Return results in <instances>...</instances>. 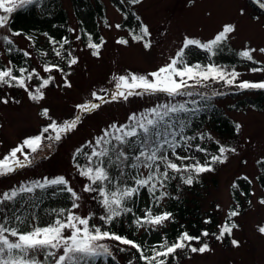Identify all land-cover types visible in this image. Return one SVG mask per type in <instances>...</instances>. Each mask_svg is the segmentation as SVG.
<instances>
[{
  "label": "rangeland",
  "instance_id": "obj_1",
  "mask_svg": "<svg viewBox=\"0 0 264 264\" xmlns=\"http://www.w3.org/2000/svg\"><path fill=\"white\" fill-rule=\"evenodd\" d=\"M58 1L60 3L58 10L65 12L70 28L75 30L71 31L69 52L78 58V63L69 67L66 61H63L61 66L65 73H68L67 79L72 85L70 88L64 86L62 73L55 70L51 73L43 72V68L50 63L40 60L31 40L25 34L18 31L21 35L12 36L7 29H0V56L7 66L9 61L4 52L5 42L2 39L5 35L10 36L15 44L31 54L29 71L35 69L43 77L48 75L55 77L54 82L44 89L45 99L39 102L30 100L23 89L0 86V98L9 99L7 105L0 103V157L24 137L37 134L47 123L40 115L44 107L49 108L50 114L58 122L62 123L76 116H79L80 120L75 130L55 142L50 151L48 149L41 151L32 164L8 175H0V195L13 187L18 188L21 184L42 181L44 177L54 178L63 175L69 181V186L81 197L78 201L81 207L74 211L82 216L95 213V219H98L103 214L98 199H93L98 194L84 191V186L89 181L81 177L74 166L75 150L85 141L93 139L111 123H126L132 113L139 114L166 102L187 101L188 105L192 100L208 98L232 120V126L227 129L218 128L213 119L186 113L187 115L183 114L184 117L179 116L187 124L185 133L197 136L204 133V140L197 139L192 143L193 146L196 143L201 144L211 154H218L219 145L235 148L236 153H227L228 159L222 164H215L214 171L196 176L192 186H183L177 177L174 179L173 194L185 200L192 210V217L210 216L216 222V226L222 222L231 203V185L236 178L247 176L251 180V201L238 216L239 227L233 231L231 239L226 241L223 238L218 241L211 235L204 237L203 243H208L211 251L192 253L188 249L181 250L179 252L181 257L174 264H264V234L258 230L264 227V205L259 203L264 196V188L258 179L260 173L258 161L264 159V94L259 90H242L236 85H226L223 81H208L206 86L195 85L194 82L189 81L193 85L188 89L193 93L191 97L178 96L173 99L165 93H157L131 96L127 100L110 99L111 94L116 91L114 76L129 72L147 75L175 56L185 36L206 42L225 23L235 25L236 30L226 42L222 43L221 54L215 52L216 54L209 59V53L196 46H190L186 50L185 62L201 65L214 63L228 72L235 70L240 73L236 84L241 80H264V72L253 73L249 70L252 67H264V55L259 52L254 54V59L260 61L259 64L246 61L239 56V52L245 47L256 49L264 47V13L254 9L248 0H141L137 5L130 4L128 0ZM118 5L127 10L126 15ZM100 6L103 7L105 20L99 16ZM58 10H54L53 14ZM78 12L90 26L95 25L103 37L104 43L99 50V56L92 55V50L82 38L76 39L77 35L80 36ZM12 16L13 14L9 18V28L17 32L11 27ZM46 16V10L36 11L34 15H28L29 20L23 25L30 26L35 23L46 25L48 23ZM132 17H139L142 23L149 27L151 36L147 39L151 41V48L145 49L141 42L131 39L134 28ZM116 24H121V28L117 29ZM29 31L35 32L31 29ZM121 37L128 39L129 44L116 43ZM45 39L46 35L42 33L40 40L45 41ZM37 84L38 81L34 77L30 86L34 89ZM102 89L106 91L101 92ZM93 91L104 95L109 102L102 104L99 109L91 113H82L76 105L89 100ZM213 93L218 94L213 95ZM257 98L262 103L259 109L252 105ZM13 99L18 100L19 103H13ZM210 106L211 104L208 107ZM237 124L241 126L239 130L236 128ZM209 136L211 139L207 138ZM217 141L219 144L216 143ZM135 154L138 153H133ZM187 154L195 155L198 160L207 159L204 153H196L194 147ZM79 158L81 165L87 163L83 157ZM129 162L134 161L131 159L128 164ZM141 171L147 172L143 168ZM166 191L168 192L167 189ZM140 192L145 194L146 189H141ZM169 200L170 197H166L161 203L167 204ZM12 204H15L17 210H21L22 215L18 216L26 219V224L21 225V228H25L34 223L42 225L51 222L56 216L53 210L70 208L71 200L70 194L66 191L60 192V189H52V187L37 188L32 193H21L15 200L0 205V217L12 218ZM158 209L159 207H156L154 212H158ZM95 219L92 223L98 225ZM168 225L169 222H166L162 228L156 230H150L148 226L139 228V236L153 240ZM232 239L240 242L239 247L232 245ZM105 243L110 244L112 254L119 255L121 260L124 259L113 243L107 241ZM199 245L200 243L195 244L197 247ZM38 256L43 259L42 254Z\"/></svg>",
  "mask_w": 264,
  "mask_h": 264
},
{
  "label": "snow or ice",
  "instance_id": "obj_2",
  "mask_svg": "<svg viewBox=\"0 0 264 264\" xmlns=\"http://www.w3.org/2000/svg\"><path fill=\"white\" fill-rule=\"evenodd\" d=\"M128 2L137 5L141 3V0H128ZM257 2L260 3V0ZM33 3L35 0H0V29H7L12 36L21 35L20 32H13L9 28V18L18 9ZM260 6L264 7V3H260ZM115 27L120 29L121 24H116ZM235 30V25L225 23L206 42L185 36L182 46L175 56L157 70L147 75L129 72L114 76L116 91L111 94L110 99L112 101L119 98L127 100L131 96L157 93H165L173 99L178 96L191 97L193 93L188 89L193 85L189 81L194 82L195 85L204 84L205 86L208 81H223L226 85H236L242 90L264 89V80H241L236 84L240 73L235 70L228 72L214 63L201 65L185 62L186 50L190 46H196L206 51L210 54L209 59H211V56L216 54L214 49L226 42ZM69 31L75 30L69 29ZM150 36L149 27L146 24H141L139 25V34H131V39L141 42L143 48L149 49L152 45L147 38ZM2 39L9 46L7 50L11 52L13 41L10 36L5 35ZM76 39L80 40L81 37L77 35ZM52 43L55 44L56 41H52ZM103 43V37L99 38V42H93L92 36H88L87 47L92 50L93 56L100 55L99 50ZM116 43L128 45L129 40L121 37L117 39ZM68 44L69 40L64 39L59 47L63 49ZM256 52L264 55V47L259 49L245 47L239 52V56L246 61L259 64L260 61L254 59ZM23 54L25 57L31 55L27 51ZM55 55L66 61L69 67L78 63V58L71 52L65 56L62 51L55 50ZM53 70L63 74L65 87L72 86L67 79L68 73H65L60 64L53 63L43 68L45 73H51ZM249 70L253 73L264 72V67H252ZM18 73L15 74L11 61L8 66H0V86L23 89L28 98L36 102L45 99L44 89L55 80L53 75L43 77L35 69L29 71L25 67H20ZM34 77L38 84L33 89L30 82ZM104 91L106 90H101V92ZM217 94L213 93V95ZM90 97L89 100L76 105V108L82 113H91L99 109L102 104L109 102L104 95H100L96 91L91 92ZM12 102L19 103L14 99ZM0 103L7 105L9 99L0 98ZM191 103L195 105L197 101L192 100ZM190 111L193 109L187 107V101L157 104L139 114H130L126 123H111L97 136L85 141L75 150L74 166L78 174L89 181L85 184L84 191L98 194L93 199H98L103 210V214L98 217L103 225H111L123 215L132 214L138 228H145V226H148L150 230L162 228L166 222L173 220L172 212H154L151 207H146L142 215L135 216L134 208L129 206V204H134V198L139 195L141 189H147L155 204L159 206L160 202L169 196L166 191L169 181L179 176L184 185L190 186L194 183L196 176L212 172L215 164L224 163L228 159L227 153H236L235 148L224 145H219L218 154L209 153L199 143L193 146L192 142L197 139L204 140L205 134L200 133L197 136L185 133L187 124L185 120L180 119L179 113ZM40 115L45 118L47 123L37 134L24 137L16 146L0 157V175H8L19 168L32 164L41 151L44 149L50 151L55 142L62 140L68 132L75 130L80 120V117L76 116L62 123L58 122L52 117L47 107L41 109ZM240 127L239 124L236 125L237 130ZM207 138L211 139L210 136ZM216 143L219 144V141ZM193 147L196 153H204L207 159L202 161L196 159L195 155H188L187 153ZM129 149L138 151V154L131 156L134 162L130 165L128 164ZM79 157H83L87 163L81 165L78 162ZM258 163L264 164V161H258ZM111 166L118 169L116 175L111 173ZM129 166L135 171V174L125 172V168ZM142 168L147 172H142ZM243 180L251 183L247 176H244ZM49 186H63L61 191L70 194L71 207L53 210L56 216L51 222L42 225L34 223L25 228H21V225L26 224V219L21 216L0 217V264H91L97 258L112 256L110 246L105 241L126 246L119 248L120 251H125L127 248L134 249L143 264H169V258L173 257L177 250L187 248L192 253L211 251L209 244L202 242V237L211 235L219 241L226 235L231 236L233 231L239 227L233 218L238 217L240 213L233 208L226 213L225 220L217 226L218 234L203 230L200 235L194 236L183 231L178 234L174 242H169L164 237L146 253L141 242L111 230H104L101 226L92 223L95 213L85 216L77 214L74 210L81 207L78 203L81 197L69 186V181L63 175L54 178L44 177L42 181H31L28 184H21L18 188L13 187L0 195V205L15 200L21 193H32L37 188L45 189ZM237 187L236 183L232 184V188L236 189ZM259 203L264 205V197L260 199ZM211 222V219L204 221L205 224ZM258 230L264 234V227H260ZM193 241L200 242V245L192 246ZM231 243L236 247H239L240 244L236 239H232ZM38 254H42L43 259H40ZM129 264H133V262L129 261Z\"/></svg>",
  "mask_w": 264,
  "mask_h": 264
},
{
  "label": "trees",
  "instance_id": "obj_3",
  "mask_svg": "<svg viewBox=\"0 0 264 264\" xmlns=\"http://www.w3.org/2000/svg\"><path fill=\"white\" fill-rule=\"evenodd\" d=\"M249 4L256 9L260 13H264V10L261 9L256 3H254L252 0H248ZM59 1L58 0H35V3L32 5H28L22 9H18L16 12L13 13L12 19H11V27L13 30L21 31L23 34H25L26 37H28L31 42L33 49L35 50L36 54L39 56L40 60L45 63H58L60 66H62L63 60H61L59 57L55 55V50H60L62 53L67 56V53L69 52V45L71 43L72 34L71 31H69L70 25L67 22L66 14L63 11L58 10L59 7ZM123 5V4H122ZM120 10L124 12V14H127V10L121 8L120 5H118ZM39 10H46L47 13V19L48 23L46 25H39L38 23H35L34 25H23L27 20H29L28 15L32 16L34 15V12ZM54 10H58L56 14H53ZM99 16L103 17V20H105V15L103 12V7L100 6ZM78 23H79V31H80V37L82 38V41L87 45V39L88 36L91 35L93 38V42H99V38H101V34L96 28L95 25L90 26L89 22H86L84 18H82L79 15V12L77 14ZM92 20H95L92 18ZM91 20V21H92ZM132 24L134 28L132 29V34H139V25L143 24L142 21L139 19V17H132ZM29 29L34 30L29 31ZM42 33H45L46 39L45 41L40 40V35ZM64 39L69 40V44L65 45L63 49H60V43ZM52 41H56L55 44L52 43ZM225 46V45H224ZM8 45L4 44V52L5 55L8 58V61H11L12 66H14L15 74L18 73V69L20 67H25L28 70H30L31 61L29 57L24 56L25 50L19 47L14 42L11 45L12 51L9 52ZM223 44L219 46V48L214 49L215 52H219L221 54ZM215 62V61H214ZM0 66H7L3 59L0 56ZM259 90L261 93L264 94V89H254ZM197 104H192L191 102L188 103L187 107L190 109H193V111L188 112V115H196L197 117L202 118H209L213 119L217 125L218 128H230L232 126V120L226 116L222 110H219L218 107L215 106L214 103H211V101L208 98H202L196 100ZM211 104L210 107H208ZM253 107L256 109H259L262 106V103L259 98L255 99L252 103ZM187 115L186 113H179V116L184 117V115ZM138 148V146H137ZM218 150V149H217ZM129 152L131 155L133 153H138L136 149H129ZM80 158H78V162L80 163ZM129 161H131V156ZM264 161V159L260 160ZM130 163L133 162H129ZM258 166L260 168V173L258 175L259 182L261 186L264 188V164L258 163ZM110 171L113 175H116L118 173V169H116L114 166L110 167ZM126 173H132L135 174L133 169L129 166L125 168ZM179 178V176H177ZM180 182L183 186L189 187V185H184L182 180L179 178ZM195 183V181H194ZM238 185L236 189L232 188L231 185V203L226 211V213L233 208H235L239 213H243L245 208L250 204V195H251V183L249 184L247 181L243 180V177L236 178L233 182ZM192 186V185H190ZM52 187V189H60L63 186H49ZM175 187L174 179L169 181L167 190L169 192L170 200L167 204H162L160 202L159 206L155 204L153 201L152 195L147 191L146 193L142 194L141 192L139 195H137L134 198V204H129V206H132L134 208L135 216H140L144 213V210L146 207H151L153 210L156 207H159V211H169L173 213V220L169 222V225L161 232L160 235H158L153 240H147L143 239L142 236H139V228L134 223V216L132 214L123 215L122 217L116 219L111 225H103L102 222L99 219H95V223H99L98 225L102 227L104 230H111L113 232H116L117 234H121L124 236H127L128 238L134 239L137 242H141L143 244V247L145 249V252L148 253L150 248L154 245H156L159 241L162 240V238L166 237L169 242H174L178 236L179 233L183 231L189 232L191 235H200V233L203 230L209 231V233H217L218 234V228L216 226V222L212 220L210 216L202 217L201 215H194L192 217V210L188 207L187 203L184 199L180 197H176L173 194V188ZM48 188V187H47ZM264 197V196H263ZM11 212H12V218L18 215H22L21 210H17L15 204H12L11 206ZM226 214L222 219V222L225 220ZM206 219H211L210 224H205L204 221ZM234 221L238 224V217L233 218ZM221 222V223H222ZM220 223V224H221ZM231 236H225L224 239L228 241L231 239ZM202 237V242H203ZM109 243H113L117 249V252L121 256L124 257V261L120 259V256L117 254H112V256L107 257H100L97 258L95 261L91 262V264H129V261H132L133 264H143L142 261L138 259L139 254L135 252L134 249L127 248L125 251H120L119 248L126 247L123 245H117L115 242L107 241ZM196 243H200L197 241L192 242V246H195ZM110 245V244H109ZM186 251V249H181ZM181 250H177V252L174 254L173 257L169 258V264H174L176 260L181 257V253H179Z\"/></svg>",
  "mask_w": 264,
  "mask_h": 264
},
{
  "label": "bare ground",
  "instance_id": "obj_4",
  "mask_svg": "<svg viewBox=\"0 0 264 264\" xmlns=\"http://www.w3.org/2000/svg\"><path fill=\"white\" fill-rule=\"evenodd\" d=\"M257 1V0H256ZM260 3H264V0H260Z\"/></svg>",
  "mask_w": 264,
  "mask_h": 264
},
{
  "label": "water",
  "instance_id": "obj_5",
  "mask_svg": "<svg viewBox=\"0 0 264 264\" xmlns=\"http://www.w3.org/2000/svg\"><path fill=\"white\" fill-rule=\"evenodd\" d=\"M258 3V2H257ZM259 4V3H258ZM264 8V7H263Z\"/></svg>",
  "mask_w": 264,
  "mask_h": 264
}]
</instances>
